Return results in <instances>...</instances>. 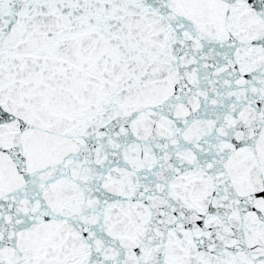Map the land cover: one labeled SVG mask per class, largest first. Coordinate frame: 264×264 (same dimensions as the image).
<instances>
[{
    "label": "snow or ice",
    "instance_id": "1",
    "mask_svg": "<svg viewBox=\"0 0 264 264\" xmlns=\"http://www.w3.org/2000/svg\"><path fill=\"white\" fill-rule=\"evenodd\" d=\"M0 264H264V0H0Z\"/></svg>",
    "mask_w": 264,
    "mask_h": 264
}]
</instances>
